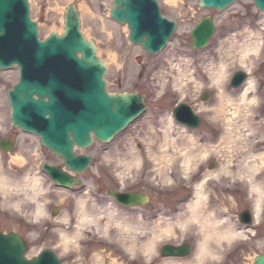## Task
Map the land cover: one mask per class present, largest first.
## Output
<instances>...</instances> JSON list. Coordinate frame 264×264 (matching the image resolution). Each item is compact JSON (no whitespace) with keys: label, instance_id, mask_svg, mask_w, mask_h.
Returning a JSON list of instances; mask_svg holds the SVG:
<instances>
[{"label":"rangeland","instance_id":"obj_1","mask_svg":"<svg viewBox=\"0 0 264 264\" xmlns=\"http://www.w3.org/2000/svg\"><path fill=\"white\" fill-rule=\"evenodd\" d=\"M157 1L162 15L174 21L177 26L176 31L167 42L165 48L157 55H148L139 45L131 44L127 40L128 32L124 33L123 30L125 27L109 18L112 0H80L76 2L78 7L84 5L92 14V17H94L90 18L86 12L79 11L81 31L87 34L90 40L95 43L99 51V57L103 61L108 62L107 72L104 76L108 93L122 94L124 92H134L142 94L146 101L144 113L123 132L116 135L113 140L108 143L95 141L89 148L77 152V154L90 156L93 159L90 168L83 174L77 175V178L84 186L82 189L77 187H73L71 190L57 188L47 176L42 174L41 166L42 164L62 166V161L43 148L37 137L33 135L27 136V134L25 135L20 130L10 131L6 92L17 82L18 70L11 68L8 71H0V140L10 138L14 143L13 150L9 155L0 154V171L12 178L18 177L21 174H28V172L38 174L39 176L43 175L42 183L48 189V192L41 199L51 201L43 208L40 207V212H38V206L27 202L23 203V208L20 211H14L13 209H9L8 206H2L4 204L2 200L4 199L0 197V232L6 234L14 232L28 242V258L37 256L43 250H51L63 264H68L70 257L64 255L61 244L57 242V235L52 229L67 230L59 223L54 224L53 220L60 221L64 216L71 215L74 220L75 230H80V233L84 236V240L81 243L83 245L82 256L85 259V264H94L95 256H91L89 260L90 254L93 252L104 255L106 258L105 264H108L113 258L122 264H149L151 260L157 261L158 258L154 255L155 253H152L146 259L137 245V248H135L137 252H130L126 249L128 241L132 239L139 240L138 244L146 240V237H137V233L129 231L117 233L111 227L113 230L111 229L112 231H110V238H106L96 231H93L94 233L90 231V224H81L79 228L78 217L74 212V207L78 204L80 198L96 200L102 197L99 200L105 198L114 202L111 197H107L105 193L107 190L147 193L153 198L152 206L148 208H133L129 211L134 216H138L140 221H148L150 223H153L157 215H160V213L156 212H160L161 210V213L165 214L168 211L165 207L168 206L169 210H172L174 204L180 206L179 204L183 205L189 200L192 194V186L198 181L199 176L194 181L189 180L188 177L186 179L176 178V176L169 175L172 170L169 171L167 165L160 166L153 163L151 155H153L156 146L153 144V148L150 147L151 150L149 149L147 132H149V127H153V124L163 123L162 120L164 122L168 119L173 120V108L182 103L188 104L200 118L201 124L199 128L192 133L195 138L203 140L201 142H206L208 138L213 137L211 132L215 129L223 128L222 120H220L219 126H209L205 122L203 114H198L196 110L197 105L215 103L213 100L215 90L201 86V82L205 79L204 72L210 71V68L214 64L227 61L226 63L229 65L227 66L226 74L228 76H232L240 70L246 72L248 79L253 81L255 87L257 86L255 90V93L257 92L256 95L253 93L250 95L256 97L259 103L263 102L262 106H264V13L257 11L252 0H237L229 8L221 12L199 8L197 5L198 0H176V4L173 7L168 4V0ZM72 3V0L29 1L30 18L37 23V32L41 40L46 38L50 32H57L62 29L61 12ZM205 16L213 18L215 34L209 41L207 48L193 52L189 47L191 41L189 33L195 23ZM102 21L103 23H101ZM251 37L259 39V49L257 53H250L247 56V68L243 69L238 63L239 53L236 46ZM108 53L115 55L116 63L108 61ZM230 77L220 80L217 83V89L224 91L234 98L238 93L236 95V91H230L228 86ZM157 80L161 82L168 81L165 94L159 100L154 99V94L157 90ZM172 84H176L178 92H183V94L178 95L177 92H173L171 90ZM204 92H209L210 95L206 102L200 101V96ZM244 114L251 116V118L253 116L251 123L257 124L253 126L251 132L246 133V142L244 144L261 146V134L264 129L263 109H257L256 105H254L248 108ZM218 116L221 117L220 115ZM235 122L237 124L241 123L242 118L237 119ZM174 128L176 129L174 135H177L179 128L177 125H174ZM8 131H10L9 135H7ZM23 136H27L28 138H24ZM102 153L125 158H129L130 154L135 153V158H143V167L138 171L130 173L127 179L122 175L120 177L121 183L118 184L109 175L108 170L98 163ZM241 154L242 151L237 150L230 152L229 159L232 161L230 166L234 167L233 170L236 167V160L239 159V155ZM215 155L212 153L203 163L199 161L198 166L201 167V175L202 168L206 169L207 163H216L215 158L218 157ZM96 168H99L101 173L99 177L94 175ZM214 179H209L213 188L212 190H220L219 187L226 185L223 182V185L220 186V183L214 181ZM233 186L230 188H240L242 184L235 183ZM86 189L91 194L88 197L82 195ZM240 190L243 192H238L237 196H231H235L236 202L234 204H238L239 209L242 210L250 202L245 199L246 188ZM163 203L167 206L161 207L159 205ZM225 206H227L225 213L231 214L229 218L232 221L237 215L236 212L233 213L235 206L232 205L230 207L229 202ZM53 210L56 211L55 216L52 215ZM45 211L48 214L47 216L43 215ZM164 214H161L159 219L161 218V220L166 221L167 217L164 218ZM258 218L259 221L262 220V212L258 213ZM104 222L105 220H101V223ZM263 236L264 231L261 234L260 240L255 242L251 248L250 246L247 248V244L243 246V252L237 253L236 249H232L231 252L219 256L222 259L218 264H249L253 257L264 252ZM189 239V237H179V239H173L170 242L176 246L183 242H189L193 248L192 254H194L196 251L194 250L196 241L193 237H191L190 241ZM241 239L248 240L245 237H241ZM130 255L135 258L131 259Z\"/></svg>","mask_w":264,"mask_h":264},{"label":"water","instance_id":"obj_2","mask_svg":"<svg viewBox=\"0 0 264 264\" xmlns=\"http://www.w3.org/2000/svg\"><path fill=\"white\" fill-rule=\"evenodd\" d=\"M27 1L0 0V70L12 65L20 70L18 84L8 91L12 124L38 135L42 145L63 159L68 172L82 173L91 159L74 157L73 146L80 149L91 146L89 132L99 142L110 141L143 112L144 97L135 93H107V84L103 81L106 68L96 58L94 44L86 42L79 33V16L74 5L66 8L63 35L57 37L52 33L40 42L37 24L29 17ZM233 1L199 0V6L221 11ZM254 3L256 8L264 10V0H254ZM110 16L120 25L127 24L128 41L142 46L151 55L164 48L175 30V23L161 17L155 0H114ZM212 31L209 18L196 24L190 33L192 49L205 46ZM245 79L246 75L238 72L231 86L237 88ZM33 95L39 100H33ZM173 118L197 127L198 119L185 104L173 111ZM0 147L4 153L13 148L9 141L2 142ZM44 171L57 186L69 189L79 185L59 167L45 166ZM110 195L118 204L126 206L139 205L143 199L133 194ZM19 238L15 234L0 233V264H60L49 250L25 260L22 255L27 246ZM186 249V246L178 249L165 246L162 255L182 257L188 254ZM254 264H264V254L256 257Z\"/></svg>","mask_w":264,"mask_h":264},{"label":"bare ground","instance_id":"obj_3","mask_svg":"<svg viewBox=\"0 0 264 264\" xmlns=\"http://www.w3.org/2000/svg\"><path fill=\"white\" fill-rule=\"evenodd\" d=\"M68 1H71V0H68ZM72 1H73V3L66 6L65 9H63L61 12V14H62V29L58 30L57 32H55V31L50 32L46 36V38H44L42 40L37 35L38 40L40 42L47 40L48 36L52 33L56 34L57 37H61L63 35L64 17L66 14V8L71 6V5L75 6L78 14H79V11L86 12L87 15L89 14L90 18L92 17V14L89 12V10L84 5H81L79 7L76 5V2H79L80 0H77V1L72 0ZM113 1L114 0H112L111 9L113 8ZM155 1L157 2L158 8L160 9L158 1L157 0H155ZM236 1L237 0H234L229 6H227L223 10L229 8ZM252 2H253V4H255L254 0H252ZM168 4L173 7L176 4V0H168ZM197 5H198V1H197ZM198 7L203 8L204 10L212 11L210 9H205L204 7H200V6H198ZM256 9H257V11L264 13V10H260L258 8H256ZM110 10H109V18L112 21H114L110 16ZM160 12H161V9H160ZM78 16H79L78 17V19H79L78 20L79 21V33L85 39L86 42H91L94 44V46L96 48V50H95L96 58L99 59L100 57H99V51L97 50V46L95 45L94 42H92V40H90V37L87 34H85L81 31V29H80V27H81L80 14ZM92 18H94V17H92ZM205 18L210 19L211 26L213 28V31H212L213 33L209 37L205 46L203 45V47L198 49V51H201V50H204L205 48H207L209 46V41L211 40V38L215 34V26H214L213 18L211 16H205L201 19V21ZM201 21L196 22L194 26H196V24L200 23ZM114 22L117 23L116 21H114ZM101 23H103V21ZM117 24H119V23H117ZM122 26L125 27L123 29L124 33H126V31H127L128 36H129L130 32H129L127 24L122 25ZM36 30H37V28H36ZM128 36H127V38H128ZM259 44H260L259 39L251 37L248 40H244L242 44H239L236 46V47H238L237 50L239 53L238 63H239V65H241V67L243 69L247 68V63H248L246 60L247 56L250 53H254V54L257 53V51L259 49ZM233 45H235V44H233ZM189 47L193 52L197 51V49H192L191 43H190ZM148 55H151V54H148ZM154 55H156V54H154ZM107 57H108V61L110 63H113V62L116 63L115 55L108 53ZM226 62L227 61H223V62H219L218 64H214L210 68V71H207L208 76L211 77L212 79L216 80L217 83H219L220 80H225L226 78H229L231 76V75L228 76L226 74L227 66L229 65ZM103 64H104V67L106 68V71H105V74H106L108 62L103 61ZM10 68H16L17 69L18 67L16 65H12ZM244 73L246 75V79L243 81V83L239 87L233 88V86H230L231 84H228V86H230L229 87L230 91H234V92L236 91V95L238 93L237 96L235 95L236 97L233 98L231 95H228L224 91H221L222 102L220 104L216 105V109H217L216 113L218 115H220L222 118L221 120L223 122L222 123L223 128L218 129V130L215 129L213 132H211V134H213L212 135L213 137L208 138L206 140V142H201L203 140H201L200 138H195L193 133H192L194 131H197V129L199 128V126L201 124V122H199V121L196 124L197 127H195V128H192L189 125H187L186 123L184 124L182 121H177L175 119H173V120L168 119V120H166V122H164L162 120L163 123L159 122L157 124H153V127H149L150 128L149 132H147V136H148L147 144L149 145L150 150H151L150 147H152L153 144H155V146H156V149H155L153 155H151V159H152L153 163H155L156 165H160V166L167 165V167L170 168V169L168 168V170L169 171L172 170L169 175H171L173 177L176 176V178L178 177V178L186 179L188 177L189 180L194 181V179L199 176L198 181L194 184V185L198 184V187L192 188V194H191V197L189 198V200H187L183 205L179 204L180 206H176L174 204L173 209H172L173 211L169 210L170 208L165 203L159 204V205H161V207L167 206L165 208L168 211L165 213L166 215L164 213H161V210H160V212L158 211L156 213H158V214L160 213V215L164 214V218L167 217V220L166 221H164L163 219L161 220V218L159 219L160 215H157L154 222L150 223L148 221H140L138 216L137 217L134 216L129 211L130 209H133V208H148V207L152 206L153 198L147 193H144V192L139 193V192H135V191L134 192L130 191L129 193H127L126 191H124L125 192L124 194H133L136 196L143 197L140 204L134 205V206L119 205V204L112 202L108 199L106 200L105 198L103 200H99L102 197H99L96 200L88 199V198H80V200L78 201V204L74 207L76 216L78 217L77 218L78 227L80 228L81 224L82 225L90 224L91 229H92V230L90 229V231H92V232L96 231L98 234H101L106 238L107 237L110 238V233H111L110 231L113 230L110 226H108L110 224V222H119L122 225L121 228H118V229L114 228V230H116L117 233L118 232L123 233V231H129V232L137 233V235H136L137 237H141L138 235L140 232L148 233V235L146 236V240L142 241L140 244H138L139 240H137V239H132L131 241H128V245H127L126 249H128L130 252H132V251L137 252V249H135V248H137V246H139L138 248L145 255L146 259L149 258L148 256L149 255L151 256L152 253H155L154 255L157 256L156 258H158V260L157 261L151 260L149 264H152V263L153 264H192L193 256L197 251L196 243L194 244V247H195L194 250H196V251L194 252V254H192L193 248H192L191 244H189V242H183L182 244H180L178 246L173 245V243L170 242L173 239H179V237L183 238L184 236H178L174 232H170L167 230V226L170 225L174 220L186 219V218H189V215L198 217L204 224H208L210 226L211 225H219L221 218L226 215L228 217L226 227L213 228V231L231 232L237 228L242 229V231L239 232L235 236L229 237L227 239L218 240L216 247L211 249V252L214 255L221 256V255H224V253L227 254L228 252H231L232 249L233 250L236 249L237 253H239L240 251L243 252L244 251L243 247H242L243 241L245 243H247L251 248V246H253L255 244V242L260 240L261 234L264 231L263 221L260 220L259 223L252 221L249 212L241 211L239 209V205L234 204V202H236V201H235L234 197L231 196L232 194L230 192H228V191H230V187L233 186V184H235V183L242 184V186H240V188L237 187L236 189H242V188L247 189L255 181L264 180V147L259 148L260 145L255 146V144H253V145L252 144H246V145L244 144V142H246V133L251 132L253 130V126L257 125V124L251 123L253 116L251 118V116L246 115L247 113L244 114V112H247L248 108L254 106V104L249 103V101H251L252 98L254 97L250 94L253 93L254 95H256V93H257V92L255 93L257 86L255 87L253 81L251 79H248V74L246 72H244ZM105 74H104V76H105ZM235 74H236V72L230 77V79H229L230 82L232 81V78L234 77ZM19 76H20V70H18V79H17V82L15 84H13V87L18 84ZM229 81H228V83H229ZM13 87H11L9 89V91L12 90ZM114 95H119V94H114ZM6 96H7V104H8L9 114L11 115L12 114V108H11V105L9 103L8 90L6 92ZM209 97H210L209 92H204L200 96V101L206 102L209 99ZM32 99L35 101L39 100V98L36 95H33ZM43 101L47 102V98H44ZM144 105H145V103H144ZM262 105H263V102L259 103L258 106H256V107H257V109L262 108L263 113H264V106H262ZM174 110H175V108H173L172 113ZM194 114H195V116H197L196 113H194ZM139 116H141V114ZM137 118L138 117H136L135 119H132L129 123H127V125L122 130L117 132L113 137H115L119 133L123 132ZM172 118H173V115H172ZM241 118H242V122L237 124L235 121L237 119H241ZM263 120H264V118H263ZM190 124L192 125L191 121H190ZM174 125H177L179 128V132L177 135H174V131L176 130L174 128ZM15 129H13V130H15ZM22 133H24L25 135L27 134V136L33 135V136L37 137L40 141V145L43 148L47 149L49 152H51L54 156H56L58 159H60L63 162V159H61L59 156L55 155L47 147L42 145L40 137H38V135H36L35 133L23 131V130H22ZM9 134H10V131H8L7 135H9ZM89 134H90V137L93 141L94 140V137L92 135L93 133L89 132ZM261 135H262L261 136L262 138L260 141L262 142V145H263L264 144V129H263V132ZM27 136H23V137L28 138ZM5 139L6 138H3L0 140V145L2 142H5V141L9 140L10 138H7V140H5ZM92 143H94V142H92ZM160 147H166L167 151L161 152L159 150ZM0 150H1L0 154H2V155H9L12 152V150H11V151L4 153L2 150V147H0ZM84 150L85 149H80L77 146H73V148H72L73 156L74 157L84 156L82 154H77L78 151H84ZM235 150L242 151V154L239 155V159L236 160L237 162L235 161L236 167L233 170L234 167L230 166L232 164L231 163L232 161H230L229 158H230V152H234ZM182 152L185 153V156H181ZM204 152L216 154L215 156L218 158H215L216 159L215 164L213 162L207 163L206 169L202 168V175H201L200 174L201 167L198 166L199 160L198 159L194 160L193 157L198 156L199 154L204 153ZM135 155H136L135 153L130 154V157L132 159H135ZM185 157L187 158V162H183V161H185ZM88 158L91 159L90 156ZM92 161L93 160L91 159L88 162L89 164H88L87 168L82 173H78V175H81L86 170H88L92 164ZM218 161H220V162H218ZM42 165L45 166L48 164H42ZM62 167L66 169V167L63 165V163H62ZM257 173H259V175H257ZM25 174H27V173H25ZM25 174H21L18 177L12 178L10 176L4 175L0 171V179L7 177V178H9V180L14 181V180H18L20 177H22ZM27 175L32 176L34 174L33 173L31 174L28 172ZM71 175H74V174H71ZM167 175H168V173H167ZM40 177H42V180H43V175L42 176L40 175ZM208 178L209 179L215 178L214 181L220 183L219 184L220 186L223 185L222 184L223 182H225L226 185L224 187L222 186L223 188L219 187L220 190H218V189L212 190L213 188H212V186L209 182L210 180ZM74 179L77 180V176ZM187 182H191V181H187ZM82 187H84L83 184L82 183L80 184V182H79V187H77V188L82 189ZM233 187H235V186H233ZM58 188L63 189V187H61V186H58ZM119 192H121V191L107 190L105 193H106L107 197H112L110 194L119 193ZM245 194H246V190H245ZM0 197H1V199H4V200H2L4 203L2 206H8L9 209H12V198H11V196H4L3 194H0ZM112 199H114V198L112 197ZM228 202H229L230 207H232V205L235 206L233 213L234 212L237 213V215L235 216V219H233L232 221L229 218V216H231L230 213L226 214L225 212L218 211L220 209L225 210V208L227 207V206H225V204H228ZM81 203L84 204V208H83L82 212L80 209ZM22 205L20 206V210L23 208ZM186 205L192 209L191 214H189V212L187 211V209L185 207ZM246 207H248V209H249L250 204L249 205L246 204ZM37 209H38V212H40L41 208L37 207ZM174 209H175V212H174ZM178 210H179V212H178ZM221 213H222V215H220ZM77 214H79V215H77ZM100 214L105 215V222L104 223H101V220L100 221H94L93 219L88 218V217H94V216H97ZM52 215H54V216L56 215L55 210L52 211ZM64 217H66V216H64ZM81 217H83V218H81ZM258 229H260V230H258ZM78 231L80 232V230H78ZM192 231H194V229L190 230L189 234L184 238L189 237L191 239V237H193V239H195V241H196L198 237L192 235L191 234ZM9 234L17 235L14 232H10L6 235H9ZM157 236H158V238H157ZM19 237H20L19 239L27 246L26 252L22 255V257L25 260L29 261V260L37 257L40 254V252H39L37 254V256H35L33 258H28L27 257V253L29 250L28 242H26L21 236H19ZM241 237L242 238L243 237L249 238V241L243 240V239H241ZM262 238H264V236ZM190 239H189V241H190ZM166 241H167V243H165ZM223 245H225V246H223ZM237 245H238V248H237ZM165 246L171 247L173 249H178L179 247L186 246L187 247L186 250H187L188 254L186 256H182V257L162 255V253L165 251L164 250ZM191 254H192V256H191ZM207 254L208 253L206 250L205 255H207ZM263 254H264V252H262L260 255H263ZM260 255H258V256H260ZM258 256H256V257H258ZM256 257H253L249 264H254ZM57 259H58L60 264H63L59 260V258H57ZM105 259L106 258L104 257V255H100V254L96 253L93 263L94 264H105L106 263ZM248 259H249V257H248ZM218 263H220V262H218ZM108 264H122V263L113 258L108 262Z\"/></svg>","mask_w":264,"mask_h":264},{"label":"clouds","instance_id":"obj_4","mask_svg":"<svg viewBox=\"0 0 264 264\" xmlns=\"http://www.w3.org/2000/svg\"><path fill=\"white\" fill-rule=\"evenodd\" d=\"M204 77L205 79L201 82V86L215 90L213 93V100L215 101V103L207 105H197L196 110L198 114H203L204 120L209 126H219L221 117H219L215 113L217 112L216 105L222 102L221 90L217 89V81L209 77L206 71L204 72ZM167 87L168 81L165 80L161 82L157 80V90L154 94V99L159 100L162 96H164ZM171 90L173 92H177L178 95L183 94V92H178L176 84L171 85ZM249 103L258 106L259 101L257 98L253 97L252 100L249 101ZM159 150L161 152H164L167 151V148L160 147ZM210 155L211 153L204 152L199 154L198 156H194L193 159H198L201 163H203L209 158ZM181 156H185V153L182 152ZM183 162H187L186 157L185 161ZM98 163L102 165L105 169H107L109 175L112 176V178L115 179L116 182L119 184L121 183L120 177L122 175L125 176L126 179L129 178L130 173L138 171L140 168L143 167L144 160L141 157H136L135 159H132L131 157L125 158L122 156H115L108 153H102ZM94 175L96 177H99L101 175L99 168H96ZM257 175H259V173H257ZM192 187H198V184L193 185ZM47 192L48 189L43 186L42 177H40L38 174H34L32 176L25 174L18 180L14 181L9 180V178L7 177L0 179V194H3L4 196H11L12 209L15 211H19L20 206L25 202L43 208L51 202L48 199H41V197H44ZM82 195L84 197H88L91 194L86 189ZM245 199L250 202V207L248 211L252 221L259 223L260 221L258 218V213L264 211V180H257L252 185H250L246 189ZM77 200H79V198H77ZM185 207L189 214H191L192 209L189 208L187 205ZM83 208L84 204L81 203V212ZM218 211L226 212V210L223 209H220ZM43 215L47 216L48 214L45 211ZM88 218L93 219L94 221H100L105 220V215L100 214ZM227 219L228 217L225 215L221 218L219 225L210 226L208 224H204L198 217L189 215V218L174 220L170 225L167 226V230L170 232H174L178 236L186 237L189 234L190 230L194 229V231H192V235L198 238L196 240L197 251L193 256L192 264H218V262L222 258L217 255H214L211 252V249L216 247L218 240L227 239L229 237L237 235L239 232L242 231V229L239 228L231 232L213 231V228L226 227ZM53 223H59L67 229L61 230L58 228H53L52 231L56 233L57 242L61 244L64 255L70 257L68 264H85V259L82 256L83 245L81 243L84 240V236L78 230H75L74 220L72 216H66L60 221L53 220ZM108 226L117 229L122 227L119 222H110ZM138 235L141 237H146L148 233L140 232ZM206 250L208 253L207 255H205ZM91 256H95V252L90 254L89 260ZM130 258L134 259L135 257L130 255Z\"/></svg>","mask_w":264,"mask_h":264},{"label":"flooded vegetation","instance_id":"obj_5","mask_svg":"<svg viewBox=\"0 0 264 264\" xmlns=\"http://www.w3.org/2000/svg\"><path fill=\"white\" fill-rule=\"evenodd\" d=\"M260 147H264V144L263 145H261V146H259V148ZM237 188V187H236ZM232 195H236L237 196V194H238V192H241V190L240 189H232V188H230V191H229ZM243 192V191H242ZM241 192V193H242ZM234 199H235V196H234ZM245 210H248V207H246V208H243L241 211H245ZM262 221H263V225H264V211H262ZM249 239V238H248ZM247 248H248V246H247Z\"/></svg>","mask_w":264,"mask_h":264}]
</instances>
